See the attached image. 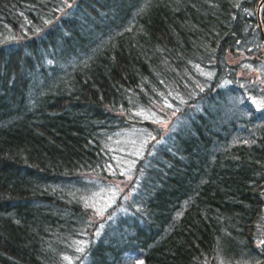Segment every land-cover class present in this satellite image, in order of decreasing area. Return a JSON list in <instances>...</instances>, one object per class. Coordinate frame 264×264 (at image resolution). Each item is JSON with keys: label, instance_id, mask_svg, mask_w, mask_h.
Wrapping results in <instances>:
<instances>
[{"label": "trees", "instance_id": "1", "mask_svg": "<svg viewBox=\"0 0 264 264\" xmlns=\"http://www.w3.org/2000/svg\"><path fill=\"white\" fill-rule=\"evenodd\" d=\"M260 1L0 0V264H264Z\"/></svg>", "mask_w": 264, "mask_h": 264}, {"label": "rangeland", "instance_id": "2", "mask_svg": "<svg viewBox=\"0 0 264 264\" xmlns=\"http://www.w3.org/2000/svg\"><path fill=\"white\" fill-rule=\"evenodd\" d=\"M263 4L264 0L260 1V21ZM253 103L256 107L258 106L257 101ZM157 110L158 111H155L152 122L155 124V127L159 132L158 134L160 135L164 132V129L166 130L169 126V121L174 113L167 109L163 110L158 108ZM153 134L147 131V134L145 135H129L125 136L124 139L120 141L121 143L119 145H121V147L123 146V153L125 155L120 156V165L117 166L119 169L112 171L110 173L111 175L104 178L103 182L95 181V187L92 186L94 191H92L90 199L87 200L86 206H84L87 207L86 210L91 224L100 221V219L109 211L107 208L117 199L120 198L124 201L129 196V189L131 188L130 183L133 181V172L136 169L135 159L140 156L141 153L143 155L147 145H150L155 138H157V136ZM130 136L135 137V139L132 140L131 138H128ZM141 136H143V139ZM126 155L133 157L130 162H127ZM122 167H125L128 171L123 170ZM112 169L113 168H109V170Z\"/></svg>", "mask_w": 264, "mask_h": 264}, {"label": "water", "instance_id": "3", "mask_svg": "<svg viewBox=\"0 0 264 264\" xmlns=\"http://www.w3.org/2000/svg\"><path fill=\"white\" fill-rule=\"evenodd\" d=\"M262 1V0H261ZM260 26V25H259ZM260 30H261V27H260Z\"/></svg>", "mask_w": 264, "mask_h": 264}]
</instances>
